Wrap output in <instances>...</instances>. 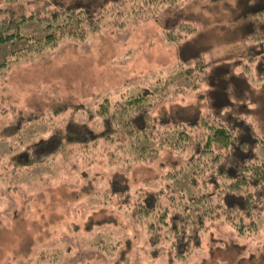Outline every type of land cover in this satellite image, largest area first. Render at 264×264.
<instances>
[{"label":"rangeland","instance_id":"rangeland-1","mask_svg":"<svg viewBox=\"0 0 264 264\" xmlns=\"http://www.w3.org/2000/svg\"><path fill=\"white\" fill-rule=\"evenodd\" d=\"M59 1L87 13L47 29L55 0H0V22L38 14L25 40L0 44V264H264V202L258 228L208 217L182 256L174 236L151 242L157 209L134 210L152 192L170 217L207 189L198 116L252 123L264 139V66L245 57L264 0ZM139 95L153 134L130 143L123 107ZM86 127L109 132L84 140ZM54 135L53 153L31 154Z\"/></svg>","mask_w":264,"mask_h":264},{"label":"trees","instance_id":"trees-1","mask_svg":"<svg viewBox=\"0 0 264 264\" xmlns=\"http://www.w3.org/2000/svg\"><path fill=\"white\" fill-rule=\"evenodd\" d=\"M55 3L59 5L56 7L57 11L54 12V17L39 18L42 21L48 19L47 29L55 27L52 22H56V18L60 19L66 16V19L71 20L75 10H79V15L87 13V9H77L78 7L74 5L65 6L63 5L64 2L59 0H55ZM253 10V16H258V19L262 21L259 23L262 24L263 29L250 31L248 36L260 41V43L258 46H248L245 57L247 55L249 57L261 56L259 64L263 68L264 5ZM31 15L29 18L22 15L0 22V44L12 42V45H15L25 40V37L20 33V26L26 20L36 18L34 16L38 17V14ZM50 18L52 20H49ZM53 38V33H47L45 36L46 43ZM16 50H12L11 54L13 55ZM7 61V58L0 60V67L5 66ZM148 104V99L139 95L128 100L126 107L122 108L124 113L126 108L134 110V113L130 114L126 120L130 126L129 128L126 127L128 132L124 131L123 133L126 142L133 143V140L140 134L139 138L148 140L153 134V126H148ZM138 114L140 115L139 118H137ZM220 118L221 121L209 120L200 115L195 123L191 124L194 127L205 124V129L200 132L201 140L196 143L194 154L197 161L194 162V165L199 163L200 169L205 175L202 183L207 189L192 196L190 204L182 202L170 217L167 208L158 207V202L156 203L158 194L156 193L147 192L134 208L135 214L139 217L148 211L153 212L157 209L158 219L156 222L150 223L152 228L151 242L157 243L160 237H167L166 234L174 236L175 252L179 256L188 252L189 247L193 244L200 243V230L208 217H215L216 219L224 216L240 234H244L254 227L258 228L259 207L264 202V139L258 137V134L253 130L252 123L245 125V122L237 123L234 118ZM238 124H242L243 128L240 129ZM108 130L96 133L87 128L82 139L90 140L105 137L108 135ZM131 137L133 138L131 139ZM59 139H61L60 136L54 135L48 140L44 139L34 143L31 147V154L45 156L48 153H53L56 148L51 149L49 146ZM201 153L211 155V158H204ZM114 180H112V185H114ZM121 183L127 187L125 181ZM214 197L215 203H213ZM159 221L163 225L159 224Z\"/></svg>","mask_w":264,"mask_h":264}]
</instances>
